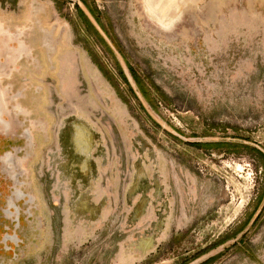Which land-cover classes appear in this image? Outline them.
I'll list each match as a JSON object with an SVG mask.
<instances>
[{
  "label": "rangeland",
  "instance_id": "374dc122",
  "mask_svg": "<svg viewBox=\"0 0 264 264\" xmlns=\"http://www.w3.org/2000/svg\"><path fill=\"white\" fill-rule=\"evenodd\" d=\"M23 1L0 11L25 26ZM179 1L169 29L146 0L58 3L72 23L47 120L0 71V264H264V0ZM33 12L50 17L29 40L54 47L53 6Z\"/></svg>",
  "mask_w": 264,
  "mask_h": 264
},
{
  "label": "crops",
  "instance_id": "0c3cea01",
  "mask_svg": "<svg viewBox=\"0 0 264 264\" xmlns=\"http://www.w3.org/2000/svg\"><path fill=\"white\" fill-rule=\"evenodd\" d=\"M62 1L24 0L21 6L23 9L26 8L23 17L25 26H21L22 22L7 18L6 13L0 11V35L3 34L2 31L17 33L12 42L8 41L6 54L0 57V71L4 67L5 73L8 75V86L16 95L17 106L22 109L21 115H26L29 118L33 115L32 109H38L47 120L48 116L44 108L48 102L52 101L53 94L62 90L61 77L65 72H63L64 68L60 67V53L65 46V42L69 41L66 33L72 23V19L64 16L63 11L59 8L58 3ZM46 2L53 6L49 27L56 37L54 47H50L46 43L34 45L29 40V36L37 27L35 20L40 21L44 27V18L50 17V14L46 16V12L34 16L33 7L36 3ZM79 11L84 21L89 22L102 36L101 23L97 21L98 19L96 20L94 12L80 8L77 10V14ZM73 18H76L75 14ZM25 121L30 122L28 119H25ZM46 124V132L40 130V132L31 133L33 140L50 139L49 122H46Z\"/></svg>",
  "mask_w": 264,
  "mask_h": 264
},
{
  "label": "bare ground",
  "instance_id": "6f19581e",
  "mask_svg": "<svg viewBox=\"0 0 264 264\" xmlns=\"http://www.w3.org/2000/svg\"><path fill=\"white\" fill-rule=\"evenodd\" d=\"M182 1L184 2V0ZM179 2V0H146V9L150 13V16L153 19H157V22H159L161 26L169 29L173 27V25H175L178 21V18L176 17L177 15L175 16L176 18L172 17L171 15L173 12H177L179 10Z\"/></svg>",
  "mask_w": 264,
  "mask_h": 264
},
{
  "label": "flooded vegetation",
  "instance_id": "af4514ba",
  "mask_svg": "<svg viewBox=\"0 0 264 264\" xmlns=\"http://www.w3.org/2000/svg\"><path fill=\"white\" fill-rule=\"evenodd\" d=\"M3 104L0 100V125L1 127L3 128H6L7 131L9 130V126L8 124L6 123V120L3 119L1 116L3 115ZM32 136H31V133H29V131L27 132V138L30 139ZM11 145V143L7 140H4V139H0V153H4L6 151V149L9 148V146ZM9 158L10 155H7L6 158ZM19 159V158H18ZM15 178V181H16V184L21 187L22 186V183L20 182L19 180V176L18 175H15L14 176ZM15 196H16V200H19V199H26L28 198V195L26 193H24L22 190H20L19 188L16 189V193H15ZM10 207L15 210V211H8V214L9 215H13V214H16L20 223H21V218H20V210L19 208L15 205V203L12 201Z\"/></svg>",
  "mask_w": 264,
  "mask_h": 264
}]
</instances>
